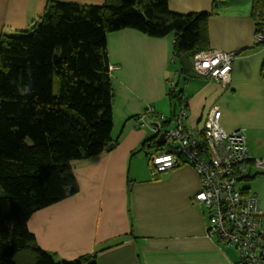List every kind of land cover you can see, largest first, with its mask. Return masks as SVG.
Instances as JSON below:
<instances>
[{
	"label": "crops",
	"instance_id": "crops-1",
	"mask_svg": "<svg viewBox=\"0 0 264 264\" xmlns=\"http://www.w3.org/2000/svg\"><path fill=\"white\" fill-rule=\"evenodd\" d=\"M50 1L0 0V36L31 27ZM53 1L103 5L106 0ZM215 1L210 50L234 52L237 59L227 85L203 77L183 83L186 125L201 133L210 109L218 106L222 127L230 133L244 130L250 158H264V46L256 40L252 0H169V8L184 15L209 13ZM172 37L154 39L135 30L108 35L109 62L116 67L111 72L112 136L114 144L120 142L74 163L79 193L36 212L28 222L37 245L57 260L93 256L97 264L235 263L230 248L207 235L208 210L194 202L201 189L195 168L186 163L155 176L145 153L133 156L155 136L149 128H137V117L147 106L155 108L153 124L171 115L168 82L179 70ZM259 207L264 215L260 201Z\"/></svg>",
	"mask_w": 264,
	"mask_h": 264
},
{
	"label": "trees",
	"instance_id": "trees-1",
	"mask_svg": "<svg viewBox=\"0 0 264 264\" xmlns=\"http://www.w3.org/2000/svg\"><path fill=\"white\" fill-rule=\"evenodd\" d=\"M216 2L209 13L184 15L172 12L169 0H106L103 5L51 0L31 27L0 36V264H97L93 256L57 260L37 245L28 222L36 212L77 195L73 164L107 152L113 143L107 37L122 30L174 37L172 57L179 70L167 95L171 115L162 118V132L133 154L144 152L150 159L162 150L159 136L184 102L181 80L201 78L193 60L210 50ZM251 18L256 34L264 36V0H252ZM254 160L247 164L256 170ZM251 179L255 175L244 180Z\"/></svg>",
	"mask_w": 264,
	"mask_h": 264
},
{
	"label": "built area",
	"instance_id": "built-area-1",
	"mask_svg": "<svg viewBox=\"0 0 264 264\" xmlns=\"http://www.w3.org/2000/svg\"><path fill=\"white\" fill-rule=\"evenodd\" d=\"M256 40L261 44L264 36L256 34ZM236 59L234 52L202 51L194 57V70L203 78L227 85ZM113 69L116 67L110 66V72ZM177 77L175 75V80L168 82L171 90ZM155 114L154 106L149 104L138 117L137 128H150L155 134L161 133V122H151ZM188 117L184 101L174 128L163 132L162 150L150 156L154 175L191 164L201 184L194 202L209 213L208 237H215L225 247L235 249L238 260L234 264H264L263 211L257 196L237 188L239 181L252 171L247 164L250 155L245 131L227 132L221 125L222 113L218 106L210 109L201 133L189 131ZM254 162L256 171L264 175V158Z\"/></svg>",
	"mask_w": 264,
	"mask_h": 264
},
{
	"label": "rangeland",
	"instance_id": "rangeland-1",
	"mask_svg": "<svg viewBox=\"0 0 264 264\" xmlns=\"http://www.w3.org/2000/svg\"><path fill=\"white\" fill-rule=\"evenodd\" d=\"M15 34L16 33H13L11 35H15ZM172 38L174 41V37H172ZM172 66L175 68V65H172ZM174 72H175V70H174ZM183 83H184L183 81L180 83V85L178 87V91L183 88ZM174 102L177 103V101H175V100H174ZM187 107H188V104H187ZM139 129H144V128L140 127ZM144 155L145 154H143V156ZM147 160H149V159L147 158ZM254 174H255V172L253 171L252 177L254 176ZM250 175H251V173H250ZM245 179H247V177H245ZM237 188L241 189V190L250 189V192L258 197L259 201L262 204V208L264 207L263 206L264 205V175L263 174L258 175L255 179H251L250 181H244V182L238 183ZM2 192L3 191L0 189V194H2ZM262 227H264V226H262ZM230 252L232 254V257H234V259L236 258V261H237L238 255H237V252L235 251V249L230 248Z\"/></svg>",
	"mask_w": 264,
	"mask_h": 264
},
{
	"label": "water",
	"instance_id": "water-1",
	"mask_svg": "<svg viewBox=\"0 0 264 264\" xmlns=\"http://www.w3.org/2000/svg\"><path fill=\"white\" fill-rule=\"evenodd\" d=\"M164 139V133H162L160 136H159V141L162 142ZM115 147V144L114 143H111L110 146L108 147V151H111L113 148Z\"/></svg>",
	"mask_w": 264,
	"mask_h": 264
},
{
	"label": "flooded vegetation",
	"instance_id": "flooded-vegetation-1",
	"mask_svg": "<svg viewBox=\"0 0 264 264\" xmlns=\"http://www.w3.org/2000/svg\"><path fill=\"white\" fill-rule=\"evenodd\" d=\"M258 44H260V43H258Z\"/></svg>",
	"mask_w": 264,
	"mask_h": 264
}]
</instances>
